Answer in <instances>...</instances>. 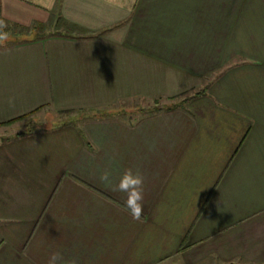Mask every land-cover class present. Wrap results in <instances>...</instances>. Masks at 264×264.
I'll return each mask as SVG.
<instances>
[{"label":"crops","instance_id":"crops-1","mask_svg":"<svg viewBox=\"0 0 264 264\" xmlns=\"http://www.w3.org/2000/svg\"><path fill=\"white\" fill-rule=\"evenodd\" d=\"M0 24L41 36L0 38V264H264V0H0ZM128 168L140 220L100 180Z\"/></svg>","mask_w":264,"mask_h":264},{"label":"clouds","instance_id":"clouds-1","mask_svg":"<svg viewBox=\"0 0 264 264\" xmlns=\"http://www.w3.org/2000/svg\"><path fill=\"white\" fill-rule=\"evenodd\" d=\"M14 98H9V103H13ZM101 182L109 186L112 191L123 193L124 204L129 215L134 220H140L143 212L144 200V177L139 170L134 171L132 168L126 169L120 175L118 183L112 184L111 173L104 171L100 176ZM46 264H78L76 258L65 259L60 251L51 253Z\"/></svg>","mask_w":264,"mask_h":264},{"label":"rangeland","instance_id":"rangeland-1","mask_svg":"<svg viewBox=\"0 0 264 264\" xmlns=\"http://www.w3.org/2000/svg\"><path fill=\"white\" fill-rule=\"evenodd\" d=\"M2 30H4V31H2ZM1 32H6L5 26H3L2 24H0V35H2ZM17 32H20V31H17ZM22 32H26V31L24 30ZM39 37H41V36H0L1 39L11 38V39H14L16 41L29 40V39H37ZM145 107H147V105H145ZM152 111H153V106H152V109L150 108L149 112H152ZM54 115H55V111L50 110V109L49 110H44V111H42V112L39 113V117L38 118H35L34 119L35 121H32V120L28 121L27 120V121H24V122L20 123L19 125H21V124L25 125V124H28L29 122L31 123V121H32V123L30 124V126H28L29 128L25 130V131H32V130H36V129L43 128L45 126L49 127V126L52 125V123L58 125L59 123H61L62 121H64V120H60L61 117H60V119H56L57 117H55ZM6 129L7 128L2 129L1 134H0L1 136L6 137L7 134L5 135V133H9V134L11 133L10 130L8 132L5 131Z\"/></svg>","mask_w":264,"mask_h":264},{"label":"trees","instance_id":"trees-1","mask_svg":"<svg viewBox=\"0 0 264 264\" xmlns=\"http://www.w3.org/2000/svg\"><path fill=\"white\" fill-rule=\"evenodd\" d=\"M30 116H24V117H21V118H19V119H17V120H14V121H12V122H10V123H8L9 125H11V124H13V123H15V122H17V121H22L23 119H27V118H29ZM21 135V134H20Z\"/></svg>","mask_w":264,"mask_h":264}]
</instances>
